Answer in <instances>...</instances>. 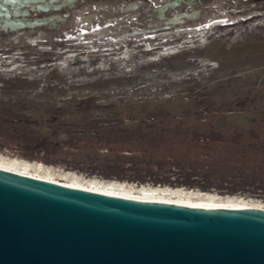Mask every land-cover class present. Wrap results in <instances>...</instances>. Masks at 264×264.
Returning a JSON list of instances; mask_svg holds the SVG:
<instances>
[{"label":"rangeland","instance_id":"374dc122","mask_svg":"<svg viewBox=\"0 0 264 264\" xmlns=\"http://www.w3.org/2000/svg\"><path fill=\"white\" fill-rule=\"evenodd\" d=\"M78 2L61 10L71 16L57 29H80ZM215 6L207 0L211 20L196 17L181 32L4 42L0 165H41L54 174L25 172L65 184L114 182L264 208V11ZM88 10L100 24L108 16L101 5ZM140 15L115 21L130 33L142 29ZM8 36L0 30V40Z\"/></svg>","mask_w":264,"mask_h":264},{"label":"water","instance_id":"95a60500","mask_svg":"<svg viewBox=\"0 0 264 264\" xmlns=\"http://www.w3.org/2000/svg\"><path fill=\"white\" fill-rule=\"evenodd\" d=\"M37 1L44 0H0V30L9 34L0 45L93 34L108 41L162 29L128 33L115 21L119 14H107L100 24L98 17L89 15L88 6L74 33L71 24L53 28L57 23L50 19L67 20L58 15L11 18L35 10V4L27 2ZM74 1L49 0L52 10L79 6ZM99 5L107 6H89ZM36 7L46 11L50 6L45 2ZM187 16V21L176 19L184 25L180 32L195 18ZM43 24L53 30L37 29ZM0 264H264V209L124 198L0 170Z\"/></svg>","mask_w":264,"mask_h":264},{"label":"flooded vegetation","instance_id":"af4514ba","mask_svg":"<svg viewBox=\"0 0 264 264\" xmlns=\"http://www.w3.org/2000/svg\"><path fill=\"white\" fill-rule=\"evenodd\" d=\"M79 0L74 1V4H79ZM93 1V2H90ZM45 2L50 6L48 10L37 9L38 4H42L45 6ZM216 6L213 8V11L218 12L223 9H230L233 12H255V11H264V0H215ZM82 3L85 4V11L87 6L91 3H95L94 0H82ZM107 6H104L105 11L111 15L117 13L119 15H123L128 11H141V15L138 16V21L135 23L139 25L142 29H154V28H172L176 25H183L181 22H178L176 19H188L187 15H194V19L199 17L203 19V22H208L211 18L207 14V0H150L149 2H120L119 0H107L105 1ZM27 4H35L34 9H28V14L23 16H14L11 14V18H41L45 19L47 17H53L58 15L60 17H65L68 19L71 16V13L59 14L63 9H73L66 8V6H61L59 9L52 10L53 5L50 4L49 0H44L43 2H27ZM259 7V9H255V7ZM111 11H108V9ZM8 10L12 13L13 9L8 8ZM160 11L162 12V17L160 16ZM171 13V17H166V13ZM98 17V16H97ZM57 18L50 19V23L56 22L57 25L59 23H65L66 21H59ZM213 22V21H212ZM184 26V25H183ZM49 28L48 25L43 24L42 26H37V28ZM56 29V27H53ZM51 28V29H53Z\"/></svg>","mask_w":264,"mask_h":264},{"label":"bare ground","instance_id":"6f19581e","mask_svg":"<svg viewBox=\"0 0 264 264\" xmlns=\"http://www.w3.org/2000/svg\"><path fill=\"white\" fill-rule=\"evenodd\" d=\"M1 160V159H0ZM13 167H16L15 169H12ZM35 169V170H39V171H44L47 174H49L50 176H52L54 174V172L52 171H45L43 166L39 165L37 167L31 166L29 164L26 163H22L20 161H1V165H0V170H4L6 172H16L19 174H25V175H29V176H33L36 178H42V179H46V180H51L54 182V179H52V177L47 176H41V175H35V173H27L25 172L26 169ZM18 169V170H17ZM23 169H25L23 171ZM38 172V171H37ZM44 175V174H43ZM62 175V174H60ZM89 183V182H86ZM97 184L96 186L93 185H86V184H82L81 182H72V183H68L70 185L73 186H77L80 188H85V189H89V190H93V191H97V192H101V193H105V194H110L113 196H119V197H124V198H134V199H140V200H154V201H162V202H171V203H178V204H187V205H193V206H199V207H205V208H222V209H233V210H241V209H249V208H258V209H264V208H259L256 206H250V205H242V204H237V203H228V202H211V201H207L205 199H194L191 198L188 195L187 198L183 199L181 198H170V194H177V190H170V189H147L145 187H140V188H133V189H128L126 187H124L121 184L118 183H106L104 185H98L99 183L97 182H92ZM181 193V191H180ZM165 194H169L168 196H165ZM179 194V193H178ZM182 194V193H181ZM194 194V193H193ZM192 194V195H193ZM164 195V196H162ZM180 196V194H179ZM199 196V195H196ZM186 197V196H185ZM202 196H200L201 198ZM204 197V196H203ZM196 198V197H195ZM246 204V203H245Z\"/></svg>","mask_w":264,"mask_h":264}]
</instances>
